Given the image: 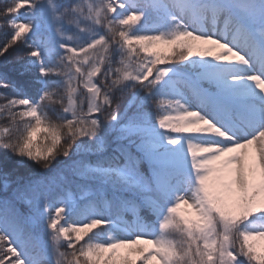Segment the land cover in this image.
<instances>
[{
  "label": "snow or ice",
  "instance_id": "6c2138e0",
  "mask_svg": "<svg viewBox=\"0 0 264 264\" xmlns=\"http://www.w3.org/2000/svg\"><path fill=\"white\" fill-rule=\"evenodd\" d=\"M0 3V264H264V0Z\"/></svg>",
  "mask_w": 264,
  "mask_h": 264
},
{
  "label": "trees",
  "instance_id": "16d2710c",
  "mask_svg": "<svg viewBox=\"0 0 264 264\" xmlns=\"http://www.w3.org/2000/svg\"><path fill=\"white\" fill-rule=\"evenodd\" d=\"M5 7L4 3H0V11H3V8ZM23 11V10H22ZM11 30L8 28H5L3 31H0V43H3L4 39H6L4 32H10ZM10 52L12 53L8 58L9 60H11L13 63H15V60L17 58V56H23V52H19L17 53L16 51H12L10 50ZM0 60H2V58H0ZM0 70H2V67H0ZM0 91H3L2 89H0Z\"/></svg>",
  "mask_w": 264,
  "mask_h": 264
}]
</instances>
